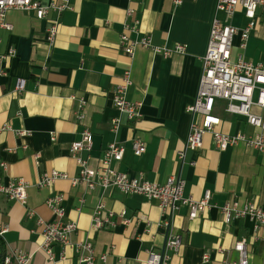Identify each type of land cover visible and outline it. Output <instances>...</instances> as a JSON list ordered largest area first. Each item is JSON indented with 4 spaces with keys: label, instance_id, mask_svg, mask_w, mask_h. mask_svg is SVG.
<instances>
[{
    "label": "crops",
    "instance_id": "crops-1",
    "mask_svg": "<svg viewBox=\"0 0 264 264\" xmlns=\"http://www.w3.org/2000/svg\"><path fill=\"white\" fill-rule=\"evenodd\" d=\"M53 1L61 0H42L46 5ZM216 2L71 0V9L60 15L51 10L43 19L34 11H8L13 29L0 27V54L10 49L15 54L0 62V71L7 72L0 75V183L24 178L30 186L26 205L0 196V226L6 227L0 235L4 253L11 249L32 252L31 264H81L77 245L89 240L99 264H146L149 250L161 251L171 233H180L183 244L179 252H170L172 264L237 261L234 246L242 239L247 241L250 264H264V225L255 229L249 217H233L226 223L222 211L228 202L264 207V152L245 143L219 150L207 133L199 149L186 150L183 160L178 155L190 129L187 107L198 92ZM128 8L134 10L130 16ZM219 18L226 21L222 13ZM55 19L60 22L58 34L49 43L48 27ZM257 19L245 48L240 46V36H235L234 61L242 55L247 61L264 62V8L258 9ZM228 22L244 27L249 19L239 8ZM127 24H136V32L127 28L134 38L150 35L156 45L182 44L186 49L164 57L138 46L131 57L119 44ZM127 70L132 78L127 97L143 102L142 116L135 120L120 116L112 99ZM20 78L25 79V89L18 93L15 87ZM80 99L86 101L83 120L77 118ZM225 105L224 100H217L214 107L220 117L218 130L257 132L244 116L228 113ZM253 111L262 113L257 106ZM119 116L121 126L115 131L112 120ZM85 129L92 131L93 145L78 154L89 158L92 168L98 166L104 149L116 142L126 150L123 159L112 164L114 168L130 175L143 172L148 180L159 183L178 175L186 182L185 196L199 200L207 189L212 191L208 207L190 219L187 207L164 214L157 201L140 195H126L114 187L104 190L99 185L89 189L84 182L73 184L80 166L69 149ZM18 130L30 134L19 135ZM135 138L147 147L138 157L131 148ZM52 170L69 177L38 187L42 175ZM56 193L65 196L66 220L78 227L69 244L53 246L55 259L49 260L39 249L43 237L38 219H53L46 201ZM100 203L105 204V211L114 212L115 226L93 228V214ZM122 211H126L128 224L123 223ZM167 219L169 225L164 223ZM103 254L107 255L104 262L99 259Z\"/></svg>",
    "mask_w": 264,
    "mask_h": 264
},
{
    "label": "built area",
    "instance_id": "built-area-1",
    "mask_svg": "<svg viewBox=\"0 0 264 264\" xmlns=\"http://www.w3.org/2000/svg\"><path fill=\"white\" fill-rule=\"evenodd\" d=\"M182 0H176L180 3ZM71 0H61L60 2H50L44 4L42 0H0V27L12 30L13 25L7 20V13L10 9H19L23 11H34L39 19L46 18L50 11H56L59 15L64 11L71 9ZM243 9L249 22L244 27H237L228 22L235 12ZM264 8V0H217L215 16L212 21L210 38L206 54L203 57V72L200 78L198 92L192 104L188 105L187 111L191 115L190 129L186 140L185 148L179 151V158H185L186 150H196L202 146L203 137L210 133L213 136L216 148L225 150L230 146L239 143H245L248 147L264 152V62L247 61L242 55L237 61L232 58V49L235 36L241 38L240 46L246 47L250 32L257 24V11ZM134 10L127 9L128 16L132 15ZM225 15L226 21L219 18V14ZM59 20H53L48 27V41L54 43L58 34ZM135 31L136 24L126 25V30L120 35V46L129 55L133 56L138 46L151 49L156 53H161L164 57H170L174 52H184L186 47L177 44L174 47L159 46L153 43L150 35L138 38L132 37L128 29ZM136 32V31H135ZM1 40V39H0ZM15 50L10 49L5 54H0V62L10 55H14ZM0 75H7L5 69H1ZM132 85L131 71H125L122 82L115 88L112 99L120 114L129 120L139 119L142 116V101H132L127 97V92ZM25 89V79H18L15 91L23 92ZM217 100L226 102L225 110L230 114L242 115L247 123L257 128V132L247 134L238 132L229 134L218 130L220 117L214 114V107ZM85 99H80L78 104L77 118H85L84 108ZM262 109V113H255L253 107ZM115 117L112 120V127L115 131L121 126V118ZM7 128H11L8 125ZM1 130V129H0ZM19 135H28L29 131L18 130ZM93 145V133L90 129L82 132L81 138L75 140L69 149L70 154L76 158L80 166L78 177L73 178V184L84 182L89 189H95L101 186L104 190L116 188L126 195H140L151 201H157L160 209L165 214L168 211L174 213L181 207H187L189 218L194 219L199 212L204 211L211 200L212 191L207 189L202 199L196 200L193 197L185 196V180L178 175H171L163 183L148 180L143 172L137 175H130L128 172L121 171L112 166L114 162H120L125 153V146L116 142L110 143L103 152L96 168H92L89 158L85 159L78 153L84 149H91ZM132 151L135 156H141L146 152V143L135 138L132 141ZM1 165L6 169V163ZM65 172L52 170L45 172L38 182V187L52 186L58 179L68 178ZM29 183L24 178H15L7 184L0 183V196L4 195L9 200L19 201L27 204V189ZM65 196L62 193L51 195L47 199V204L53 211V219H38L42 226L43 241L39 249L43 250L49 260L55 259L53 246L56 243L67 245L70 243V236L77 230V223L66 220V208L64 205ZM224 219L230 223L233 217H249L254 223L255 229L264 225V207L253 202L246 203L239 207L238 202H228L222 206ZM30 216L34 212L30 210ZM114 212L105 211V204L100 203L93 214V228L101 229L106 226H115ZM123 223L128 224L126 211L121 212ZM166 225L170 224L169 219L165 220ZM6 232L5 226H0V235ZM183 244V237L180 233H171L166 240L165 247L161 251H148L146 264H172L170 252H179ZM234 249L238 252L237 261H226L225 264H250L249 250L246 239L238 241ZM77 250L80 256L81 264H99L94 252L93 244L89 240L78 243ZM34 253L26 252L21 249H11L7 251L0 264H31ZM64 258V257H63ZM106 254L99 257L104 262ZM209 258L204 256V260Z\"/></svg>",
    "mask_w": 264,
    "mask_h": 264
},
{
    "label": "trees",
    "instance_id": "trees-1",
    "mask_svg": "<svg viewBox=\"0 0 264 264\" xmlns=\"http://www.w3.org/2000/svg\"><path fill=\"white\" fill-rule=\"evenodd\" d=\"M5 247H4V243L2 242L1 238H0V257L2 258L3 255L5 254Z\"/></svg>",
    "mask_w": 264,
    "mask_h": 264
}]
</instances>
